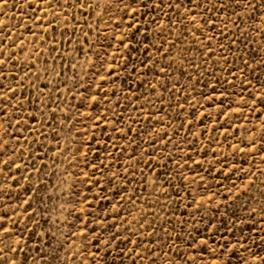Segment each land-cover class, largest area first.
Segmentation results:
<instances>
[{
  "label": "rangeland",
  "instance_id": "374dc122",
  "mask_svg": "<svg viewBox=\"0 0 264 264\" xmlns=\"http://www.w3.org/2000/svg\"><path fill=\"white\" fill-rule=\"evenodd\" d=\"M0 61V264H264V0H0Z\"/></svg>",
  "mask_w": 264,
  "mask_h": 264
},
{
  "label": "snow or ice",
  "instance_id": "6c2138e0",
  "mask_svg": "<svg viewBox=\"0 0 264 264\" xmlns=\"http://www.w3.org/2000/svg\"><path fill=\"white\" fill-rule=\"evenodd\" d=\"M3 2H4V3H7L8 0H3ZM42 2L48 3V2H50V0H42ZM238 2H239V0H238ZM157 6H158V5H157ZM2 63H3V61H0V64H2ZM3 251H4V249L0 248V252H3ZM4 259H5V257L2 256V255H0V261H2V260H4Z\"/></svg>",
  "mask_w": 264,
  "mask_h": 264
}]
</instances>
